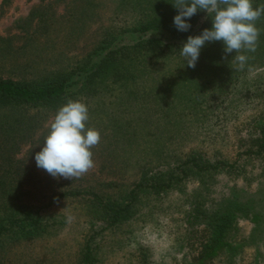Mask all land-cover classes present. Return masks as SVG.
<instances>
[{
    "label": "rangeland",
    "instance_id": "obj_1",
    "mask_svg": "<svg viewBox=\"0 0 264 264\" xmlns=\"http://www.w3.org/2000/svg\"><path fill=\"white\" fill-rule=\"evenodd\" d=\"M48 2L56 18L46 33L32 39L37 15L50 11L44 7ZM69 2L0 0V77L33 78L69 68L109 27L134 20L130 11L118 12L115 2L102 0V6L87 8L71 24L68 11L73 7L83 14L84 7L82 0ZM155 66L159 68L143 77V87L131 89L106 78L78 96L89 108L88 126L101 135L92 149L95 167L79 179H56L36 166L35 153L41 150L46 126L57 110L30 107L16 113L11 109L21 124L28 122L19 132L8 127L0 133L1 140H9L14 183L18 180L27 192L20 195L22 201L39 206L56 194L76 189L120 196L143 171L163 168L189 152L235 161L250 145V137L257 136L256 127L264 119V61L247 70H237L233 62L218 76H197L199 87L191 74L176 69L172 59H159ZM245 165L242 174L218 173L203 185L190 179L184 188L187 195L203 198L201 204L207 208L223 211L234 202L237 234L247 241L242 246L236 243L235 248L242 250L235 252L230 264H264V154ZM52 200L41 211L52 222L44 231L31 238L0 239V264H79L87 237L95 231L89 242L95 264H144L142 254L152 264H177L185 256L190 258L196 246L192 241L203 228L187 221L186 207L163 208L102 228L89 212L85 196Z\"/></svg>",
    "mask_w": 264,
    "mask_h": 264
},
{
    "label": "trees",
    "instance_id": "obj_2",
    "mask_svg": "<svg viewBox=\"0 0 264 264\" xmlns=\"http://www.w3.org/2000/svg\"><path fill=\"white\" fill-rule=\"evenodd\" d=\"M97 1L82 0L83 14L72 7L68 11L70 23L72 24L73 18L77 15L83 16L87 8L102 6V0H99L100 3ZM112 1L116 3L118 12L130 11L134 20L129 24L123 22L105 30L98 43L76 60L73 66L48 74L41 73L33 78L0 77V133L7 131L4 128L8 129V127L9 129L11 127L10 130L13 132H19L27 127V121L22 124L19 122L21 119L16 114L19 109L32 107L57 110L68 99L80 100L78 98L80 94L90 92L98 81H104L106 78H113L111 80L113 83L121 81L125 85L129 84L131 89L143 87L140 86L143 77H148L150 71L158 67L155 65L159 59H172L177 70L182 69L185 70L184 74L192 75L190 79L197 87L200 84L195 79L197 76H218L227 66H233L235 53L225 56L222 41L206 43L200 51L195 68L188 67L185 58L180 55V48L189 35H199L203 29L211 28L212 18L205 11L200 10L191 17L188 21L191 25L190 29L181 32L173 23V18L178 12L173 6L175 0H108L110 4ZM2 2L4 3L5 0ZM72 2L73 0H70L69 3ZM252 2L254 7L258 6L259 2L264 4V0H252ZM44 7L50 11L38 14L40 16L36 14L37 27L32 39L46 33L56 18L52 2H48ZM256 26L260 30L258 46L255 52L245 53L249 59L242 70L251 68L255 62L263 65L264 16L256 22ZM165 90L164 86L162 91ZM130 91L133 93L136 90ZM11 109L16 110V113L13 114ZM256 128L259 129L257 136L250 137V145L240 151L235 161L230 162L223 158L211 159L199 152H189L163 168L143 171L120 196H103L91 190H65L39 206L34 202L21 200L20 195H25L27 192H24L18 180L17 184L14 183V174L11 173L10 167L11 156L8 151L9 140L2 138L0 139V239L2 237L31 238L40 234L48 223H52L41 213L43 208L53 201L52 199L65 195H80L86 197L89 212L91 215L94 214L95 221L102 222V228L147 217L156 213V210L162 211L163 208L168 210L170 207L169 209L174 211L176 207H186L184 210L187 221L190 223L191 219V225L200 224L203 228L201 234L199 231L198 237L192 241L196 246L192 249L190 258L185 256L183 261L177 264H230L235 252L238 249L242 250L235 248L236 243L242 246L244 241H247L246 236L237 234L234 218L236 208H233L232 204L234 202L223 211L214 207L207 208L201 204L203 198L198 194L187 195L184 187L190 179L198 180L203 185L208 180L212 181L218 173L242 174L246 162L264 154V119H260ZM176 197L178 200L173 202ZM96 233L95 231L87 237L89 241L87 240V245L81 253L79 264L96 263V256L89 244ZM142 257L141 261L144 264H152L146 255L142 254Z\"/></svg>",
    "mask_w": 264,
    "mask_h": 264
},
{
    "label": "clouds",
    "instance_id": "obj_3",
    "mask_svg": "<svg viewBox=\"0 0 264 264\" xmlns=\"http://www.w3.org/2000/svg\"><path fill=\"white\" fill-rule=\"evenodd\" d=\"M173 6L178 9L173 23L181 32L190 29L188 21L200 10L212 18L211 28L189 35L180 48L188 67L195 68L208 42L222 41L225 56L234 52L237 70L249 59L245 53L256 51L260 35L256 22L264 16V4L254 7L252 0H175ZM89 119V108L82 100L68 99L62 104L46 126L41 150L35 153L36 166L53 178L66 180L82 178L92 170V149L100 143L101 135L88 126ZM54 200L58 202V198Z\"/></svg>",
    "mask_w": 264,
    "mask_h": 264
}]
</instances>
